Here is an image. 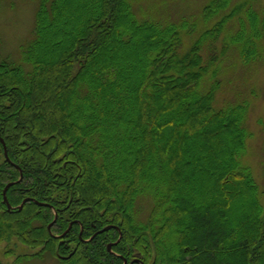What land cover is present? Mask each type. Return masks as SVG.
Segmentation results:
<instances>
[{
	"label": "trees",
	"instance_id": "1",
	"mask_svg": "<svg viewBox=\"0 0 264 264\" xmlns=\"http://www.w3.org/2000/svg\"><path fill=\"white\" fill-rule=\"evenodd\" d=\"M248 3L208 0L201 18L212 23L182 48L178 23L138 18L129 0H39L20 57L0 56V136L9 158L0 141V241L15 237L37 247L26 256L49 252L64 264H122L132 255L145 264H264V206L241 161L248 102L213 103L218 54L231 47L242 63L264 59V4ZM242 10L218 53L213 41ZM197 113L203 126L192 131ZM203 136L226 142L215 156L180 160L185 141L193 149ZM211 144L203 141L201 151ZM172 159L201 165V173L216 169L203 206L185 205ZM16 165L22 175L6 189V208L2 189L19 177ZM220 187L246 196L243 218L231 222L215 196ZM140 195L150 201L144 219L134 207ZM25 196L48 204L29 199L16 208ZM107 223L118 228L79 237L80 228L87 238Z\"/></svg>",
	"mask_w": 264,
	"mask_h": 264
},
{
	"label": "rangeland",
	"instance_id": "2",
	"mask_svg": "<svg viewBox=\"0 0 264 264\" xmlns=\"http://www.w3.org/2000/svg\"><path fill=\"white\" fill-rule=\"evenodd\" d=\"M129 1L138 18H152L164 22L173 21L178 23L183 37L182 48L187 47L192 39L197 36L198 32L213 21L211 19L203 23L201 18L202 6L208 0ZM245 1L231 0V5L244 3ZM38 2L39 0H0V56L10 55L14 59L20 57L21 42L28 39L34 30V13ZM249 3L254 9L258 10L264 4V0H249ZM245 6H242V8ZM244 14L245 12L242 10L227 23L225 30L213 41L215 51L219 53L224 43V37L226 36V39L229 40L230 35L237 28L238 16ZM193 24H195V28L189 31V27ZM204 46L201 52L203 58L206 59L209 56L210 46L207 44ZM216 62L219 69L220 86L215 93L214 105L220 106L235 99H245L248 102L246 123L250 134L246 138L241 161L249 166L258 187L259 200L264 206V59L260 58L249 63H242L236 50L230 47L224 54H218ZM171 108L174 109L175 107L172 106ZM195 120L197 124L192 131L203 126V118L199 113L195 115ZM171 126V124H165L162 127L167 135H170ZM215 139L213 137L204 138L203 136L200 141L193 140V144L196 145L193 149L186 140L180 149L177 150L180 160L189 157H196L202 160L206 157V154L215 156L226 142V137H218L217 141ZM207 140H211L212 144L211 146L207 145L206 151L203 152L200 145L203 141L207 142ZM170 147L173 148V145L167 144L164 146L162 153L166 158ZM171 162L179 168L178 176L181 179L179 191L188 195L185 205L189 208L203 206L208 197L202 189L212 184V176L216 169H213L210 173H201V165L181 167L179 162H174V159ZM214 165L217 167L219 163H214ZM188 174L193 176L188 178ZM194 176L200 179L197 183L192 180ZM223 190V187H220L215 192V196L221 199L222 194L224 202L221 206L229 212L231 222L237 216L243 218L247 209L245 206L246 196L238 194L236 187L233 189L234 193L229 192L228 194L229 189L221 193ZM149 206V197L140 195L135 201L136 214L144 219L148 215ZM215 219L214 217L212 220L215 221ZM35 250H37V247H30L19 239L11 237L8 240L0 241V261L2 264H64L61 258L49 252L44 253L42 256H26L27 253ZM18 255L20 257L17 258Z\"/></svg>",
	"mask_w": 264,
	"mask_h": 264
},
{
	"label": "water",
	"instance_id": "3",
	"mask_svg": "<svg viewBox=\"0 0 264 264\" xmlns=\"http://www.w3.org/2000/svg\"><path fill=\"white\" fill-rule=\"evenodd\" d=\"M0 141L2 142V145H3V152H4L5 156H6V158L9 159V158H8V155H7V150H6L5 142H4V140H3V138H2L1 136H0ZM16 166H17L18 169H19V177H18L16 180L8 181V182L4 185V187H3V189H2V200L5 202V204H6V208L13 207V206L10 204V202L8 201V199H7V196H6V189H7V187H8L11 183H13V182L19 180V179L21 178V175H22L19 166H18V165H16ZM29 199H32V200H34L35 202L40 203V204H48V203L45 202V201H39V200H37V199H35V198H33V197L25 196V197H23V198L21 199V201L16 205V208H18V209L21 208L22 205L24 204V202L27 201V200H29ZM55 218H56V211H54V215H53L52 219H51V220L48 222V224H47V228H48V230H50V226H51V224L54 222ZM72 222H73V220H70V221L68 222L67 227H66L61 233H59L58 235H63V234H64V233L70 228ZM109 227H116V228H118V225H117V224H114V223H107V224L103 225L101 228L97 229L95 232H93V233H92L89 237H87V238H82V237H81V228H80V230H79V237H80L81 239H83V240H87V239L91 238V237L93 236L94 233H96V232H98V231H103V230H105V229H108ZM118 230H119V229H118ZM120 236H121V232L119 231L118 237H117L115 240L107 242L106 246H107V249H108V250H111V245H112L113 243L117 242V241L119 240ZM72 251H73V250H72ZM72 251H70V252H69L68 254H66V255H61V256H62V257H67V256H69V255L72 253ZM125 263H126V259L123 258V262H122V264H125Z\"/></svg>",
	"mask_w": 264,
	"mask_h": 264
},
{
	"label": "flooded vegetation",
	"instance_id": "4",
	"mask_svg": "<svg viewBox=\"0 0 264 264\" xmlns=\"http://www.w3.org/2000/svg\"><path fill=\"white\" fill-rule=\"evenodd\" d=\"M114 244V243H113ZM112 244V245H113ZM111 245V246H112ZM126 259V263H127V261L128 260H130V261H135V262H137V264H145L144 262H143V260H141L138 256H136V255H132L129 259H127V258H125ZM142 261V262H141ZM123 262V261H122ZM125 263V264H126Z\"/></svg>",
	"mask_w": 264,
	"mask_h": 264
}]
</instances>
